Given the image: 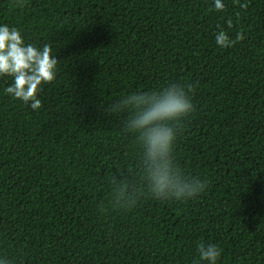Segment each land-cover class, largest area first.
<instances>
[{
    "label": "trees",
    "instance_id": "1",
    "mask_svg": "<svg viewBox=\"0 0 264 264\" xmlns=\"http://www.w3.org/2000/svg\"><path fill=\"white\" fill-rule=\"evenodd\" d=\"M223 2L0 0V23L57 58L37 110L0 77L3 264H193L200 243L264 264V0ZM221 28L243 38L219 47ZM168 83L191 85L174 160L206 187L187 200L152 198L110 111Z\"/></svg>",
    "mask_w": 264,
    "mask_h": 264
},
{
    "label": "clouds",
    "instance_id": "2",
    "mask_svg": "<svg viewBox=\"0 0 264 264\" xmlns=\"http://www.w3.org/2000/svg\"><path fill=\"white\" fill-rule=\"evenodd\" d=\"M213 6L223 10L225 4L223 0H214ZM240 7L246 4L241 3ZM242 38L240 34L231 38L223 28L214 35L222 48L231 47ZM56 71L57 58L48 44L37 47L26 43L18 28L0 23V77H11L4 93L37 110L41 106L37 93L42 84L55 78ZM190 93L191 85L168 83L151 91L128 92L110 107L112 113L120 115L122 131L136 138L142 175L154 199L187 200L205 190L206 182L186 174L174 160L177 126L194 110ZM221 251L215 243H200L193 264H217Z\"/></svg>",
    "mask_w": 264,
    "mask_h": 264
}]
</instances>
